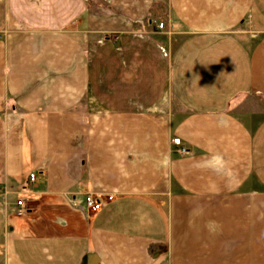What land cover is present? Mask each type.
<instances>
[{"label":"crops","instance_id":"1","mask_svg":"<svg viewBox=\"0 0 264 264\" xmlns=\"http://www.w3.org/2000/svg\"><path fill=\"white\" fill-rule=\"evenodd\" d=\"M100 1L0 0V264H264V0Z\"/></svg>","mask_w":264,"mask_h":264},{"label":"built area","instance_id":"2","mask_svg":"<svg viewBox=\"0 0 264 264\" xmlns=\"http://www.w3.org/2000/svg\"><path fill=\"white\" fill-rule=\"evenodd\" d=\"M158 28L164 29L166 27L165 22H160L157 25ZM172 144L175 147V151L181 155L189 154L190 150L183 144L181 138L175 137L172 139ZM41 182V176L37 172H31L28 179V185L21 188L20 190H10L0 184V197L4 205H8V198L11 195H15V209L14 213L18 216L25 214L28 210L32 208L33 197L35 196L34 188ZM114 195L112 194H100V193H88L84 198V205L89 212L98 211L102 205L108 201L112 200Z\"/></svg>","mask_w":264,"mask_h":264},{"label":"rangeland","instance_id":"3","mask_svg":"<svg viewBox=\"0 0 264 264\" xmlns=\"http://www.w3.org/2000/svg\"><path fill=\"white\" fill-rule=\"evenodd\" d=\"M100 2L102 3L101 5H103V6L106 5V2H105V1L103 2V0H101ZM99 11H100V12H103L104 10H102L101 8H99ZM122 20H123V19H122ZM125 21H126V19H125ZM159 23H160V22H159ZM159 23H158V24H159ZM166 26H167V24H166ZM244 29H245V28H244ZM7 35H8L7 30L0 32V38H1V39L5 38Z\"/></svg>","mask_w":264,"mask_h":264}]
</instances>
